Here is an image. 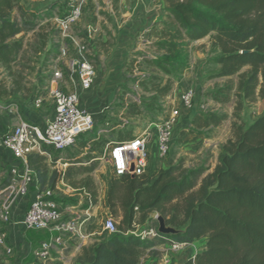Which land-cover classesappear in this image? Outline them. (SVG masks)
I'll return each mask as SVG.
<instances>
[{
    "label": "trees",
    "instance_id": "16d2710c",
    "mask_svg": "<svg viewBox=\"0 0 264 264\" xmlns=\"http://www.w3.org/2000/svg\"><path fill=\"white\" fill-rule=\"evenodd\" d=\"M22 1L0 0V67L6 69L23 52L24 36L35 32L40 20L53 18V7L34 13L26 10ZM112 2L117 11L120 0ZM165 3V24L155 34L157 41L153 43L155 56L138 64L144 74L139 83L142 95L139 102L128 106L124 117L143 116L156 122L163 116L165 99L190 67V43L209 37L212 53L218 54L214 62L221 67L217 76L238 77L233 116L239 120L246 102H253L258 91L264 99V0H165ZM86 6L87 22L95 24L97 7L92 0ZM67 14L64 4L59 16L65 18ZM233 91V86H227L209 95L214 102L227 104ZM228 118L226 113L199 110L180 138L190 134L211 139ZM232 133V138L220 146L213 170L209 166L186 168L178 163L153 175L124 178L113 175L108 204L114 215L121 213L117 232L83 247L74 264H140L142 253L155 252L151 249L158 245L200 241H203L201 251L184 264H264V114L248 127L234 123ZM117 136L118 143L133 137L132 133L122 131ZM104 142L90 138L81 141L80 147L84 150L90 143L87 157L91 158L93 147L94 151L99 150ZM57 159L54 157L52 166ZM28 163L36 174L38 191L53 190L58 173H50L47 159L30 155ZM94 169L95 166L70 167L65 180L73 182L76 176L90 175ZM11 179L9 170L5 187ZM84 180L96 200L93 179ZM57 202L67 206L76 200L64 198ZM151 211L181 232L171 236L158 233L151 241L133 234L138 213ZM10 246L13 247L11 242Z\"/></svg>",
    "mask_w": 264,
    "mask_h": 264
},
{
    "label": "rangeland",
    "instance_id": "374dc122",
    "mask_svg": "<svg viewBox=\"0 0 264 264\" xmlns=\"http://www.w3.org/2000/svg\"><path fill=\"white\" fill-rule=\"evenodd\" d=\"M96 5L97 21L95 24H88V6L83 11L85 17L73 27V32L80 42L83 51L82 55L89 58L95 66L96 79L93 87L86 93L84 106L90 111L95 124L93 130L86 134L77 144L64 153L52 152L54 157L63 158L70 167L91 168L95 166L90 174L76 176L72 181L65 180V184L74 190V195H81L85 192L91 193L85 187L84 179H93L96 189L100 212L108 213L113 218L116 225L121 222V213L117 215L111 211L108 204V195L112 185L113 175L108 165L106 155L109 147L117 142V133H132L133 137L142 135L154 123H159L172 116L177 111L176 128L172 140V152L167 162L159 163V167L154 165L157 155L152 154L156 143L151 146L150 170L149 175H153L160 169H166L171 164L183 163L186 168H197L209 166L211 170L216 165V152L220 146L232 138V125L234 123L248 127L257 118L264 114V99L257 92L253 102H246L245 108L239 113V120L234 118L236 98L234 93L237 88L238 77L230 78L218 77L221 67L214 62L218 54L211 51L210 38L192 42L189 46V69L185 72L183 80L175 84L173 90L165 99V113L156 122H150L141 116L136 118H125L127 108L132 102H139L142 95V88L139 86L144 74L140 72L138 64L144 59H152L155 56L153 43L157 41L155 34L165 24V10L163 8V21L157 22L152 28L141 26L135 28L130 26L129 21H125L127 15L118 5L117 11L113 8L112 0H92ZM63 2L54 3L53 18L40 20L35 32L24 36V49L17 62L10 69L0 67V141L1 137L7 133L17 122L18 116L25 117L31 123L38 122L37 117L43 118L40 123L47 122L53 116V101L49 98L48 90L56 68V62L62 47L60 32L54 22L59 16ZM146 15H160L157 9ZM139 17L140 14H137ZM133 19V18H132ZM71 57L78 56V50L70 46ZM59 68L65 71L63 61L59 62ZM139 80V81H138ZM71 88L75 85L69 82ZM227 86H233L234 91L231 100L227 104H219L212 100L210 93ZM83 91H81L82 93ZM42 97L44 102L37 107L36 101ZM189 99V105L185 100ZM221 112L229 115L215 133L208 139L204 136H193L187 134L180 138L182 131L190 127V123L199 111ZM132 137V138H133ZM93 138L95 141L103 139L104 146L99 150L91 152V158L87 155L91 151L90 143L86 149H81L80 142ZM153 162V163H152ZM49 168L52 170V162L47 160ZM9 176L8 168H5L0 160V264L13 262L17 264L15 256L10 254V227L14 222L10 216L9 221H5L4 204L7 199L5 180ZM63 190H66L62 186ZM31 194V193H30ZM52 199L63 201L64 196L61 192H55ZM99 219L93 223L94 227H100L105 215L101 214ZM157 213L151 211L147 214L138 213L134 222V231L139 233L149 227H157L155 219ZM43 237V232L27 231V239L32 237ZM47 239V238H46ZM106 237L99 239L103 241ZM25 243V242H24ZM202 243V242H201ZM201 243L198 242L200 249ZM186 249L176 255L169 254L172 264H181L184 259L189 258L193 251ZM162 252L142 253L141 259L144 264H158L163 260Z\"/></svg>",
    "mask_w": 264,
    "mask_h": 264
},
{
    "label": "built area",
    "instance_id": "2783aa9c",
    "mask_svg": "<svg viewBox=\"0 0 264 264\" xmlns=\"http://www.w3.org/2000/svg\"><path fill=\"white\" fill-rule=\"evenodd\" d=\"M67 5L65 18L56 17L54 22L60 32L62 47L49 87V98L53 101V117L48 124L21 121L1 137L0 147L4 150L10 163L7 168L12 179L6 188L7 199L4 204V220L9 221L11 209L18 196L35 195L27 204L23 217L15 222L16 227L24 231H47V239L41 240L35 249V261L45 264L51 261H68L70 243L75 242L74 251L80 253L82 248L109 237L117 232V225L108 213L100 212V207L91 193L74 195V190L65 184V174L69 164L63 158L55 162L54 171L58 180L53 190L38 191L36 174L29 167L30 155H39L53 161L52 152L64 153L74 147L80 136L90 133L94 128V118L81 105L77 92L88 91L96 79L95 66L90 59L82 55L83 48L76 38L73 27L83 18V10L88 0H62ZM76 47L79 55L71 57L70 46ZM65 64V71L59 68V62ZM69 82L76 88H71ZM44 99L38 98L37 107ZM186 105L190 100L186 99ZM177 111L159 123H154L142 135L135 136L121 143L114 142L106 155L112 175L118 178L147 175L150 170L151 146L156 143L160 163L167 162L172 152V140L175 134ZM62 186L66 190L62 189ZM55 192H61L64 198H73L74 204L64 206L52 199ZM101 214L103 222L100 227L93 223ZM157 219V217H156ZM142 240H153L157 227H149L141 232H132ZM16 243L22 244L20 239ZM13 245V244H12ZM191 244L170 242L158 245L151 250L162 252L160 264H172L169 254L176 255L190 248ZM15 246L10 247V251ZM150 250L148 251V253ZM196 256V255H195ZM195 256L192 258L194 259ZM140 264H144L141 259Z\"/></svg>",
    "mask_w": 264,
    "mask_h": 264
},
{
    "label": "crops",
    "instance_id": "0c3cea01",
    "mask_svg": "<svg viewBox=\"0 0 264 264\" xmlns=\"http://www.w3.org/2000/svg\"><path fill=\"white\" fill-rule=\"evenodd\" d=\"M57 2H59V4H61L63 1L62 0H23L22 5L28 11H31L34 13H40V12L49 10L51 8V6ZM119 4H120V8L124 11L125 15H127V13L129 12L128 13L129 17H127L125 19V21H129L130 26H132V27L140 28L141 26L146 25L145 27H148V28L152 27L153 28L157 24V22L163 21V15H161V14L163 13V8L166 5L165 0H120ZM157 9L160 10V15H158V16L146 15V14H149L151 12H154ZM132 14L134 16H137V14H140V16L139 17H133ZM152 28H151V30H152ZM88 91H83L81 93V91L77 90V92L80 96V99H81V105L83 106L84 109H85L84 99H85L86 95L84 96L83 93H86ZM86 111L90 114V111H88V110H86ZM52 117L47 122H44V123H40V120L44 121L43 118L37 117L35 120H39V121L35 122L34 124H38L40 126H45L46 124H48L50 122ZM21 121L29 122L28 120H26L25 117H22L21 115H19L18 116V122L14 126L19 124V122H21ZM153 153H155L157 155V160L154 161V163L153 162L152 163L154 165H157V167H159L160 161H159V157H158V152L155 148L152 151V154ZM218 156H219V151L216 152V164H217ZM0 160H1V162L5 168L10 163V159L8 158V156L6 155V153L4 152V150L1 147H0ZM52 171H54V169H52V170L50 169V173ZM34 195H35V191L33 192V189H32V192L29 195V197H23V196L16 197L15 201L13 203L12 209H11L10 216L13 218L14 222L11 224V227L9 228L10 232H11L10 242H11V244H13L15 246V248L10 251V254H12V256H15L17 264H33V263H35V257H34L35 253L34 252H35L36 247L38 246V244L41 240L48 238L50 235V233L47 231H40L41 233L43 232V237L42 236L39 238L32 237V238L27 239V237H26L27 231H24L22 227H16V225L14 224L15 222L19 221L23 217L24 212H25L26 207H27V204H28L29 200L34 197ZM20 239L23 240V243L22 244L16 243ZM199 243H201L203 245V241H200ZM75 244H76L75 242H72L69 245L70 246V249L68 252L69 258H68V261L66 263L51 261V262H48L45 264H74L76 259H77L78 254H79V253L74 251ZM202 245H200V249H199L198 248V242L191 244L189 249L194 248V249H192L193 253L189 258L184 259L181 262V264H184L186 260L192 259L195 255H197L201 251ZM6 263L7 264H13V262H9V261Z\"/></svg>",
    "mask_w": 264,
    "mask_h": 264
},
{
    "label": "water",
    "instance_id": "95a60500",
    "mask_svg": "<svg viewBox=\"0 0 264 264\" xmlns=\"http://www.w3.org/2000/svg\"><path fill=\"white\" fill-rule=\"evenodd\" d=\"M158 232L164 236L177 235L181 231L176 230L174 227L167 225L166 220L162 216H157Z\"/></svg>",
    "mask_w": 264,
    "mask_h": 264
}]
</instances>
